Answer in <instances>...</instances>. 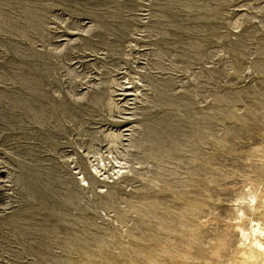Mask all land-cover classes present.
Returning a JSON list of instances; mask_svg holds the SVG:
<instances>
[{
    "label": "rangeland",
    "instance_id": "rangeland-1",
    "mask_svg": "<svg viewBox=\"0 0 264 264\" xmlns=\"http://www.w3.org/2000/svg\"><path fill=\"white\" fill-rule=\"evenodd\" d=\"M253 195L264 0H0V264H264Z\"/></svg>",
    "mask_w": 264,
    "mask_h": 264
},
{
    "label": "bare ground",
    "instance_id": "bare-ground-1",
    "mask_svg": "<svg viewBox=\"0 0 264 264\" xmlns=\"http://www.w3.org/2000/svg\"><path fill=\"white\" fill-rule=\"evenodd\" d=\"M250 199H251L249 201L250 206L248 205L249 208L250 207L258 208V206H260L261 208L264 209V199L262 200L257 199L256 196L254 195L251 196ZM263 214H264V210H263ZM245 215L246 214H244L243 216ZM250 223H252L253 225H250V227L249 226L246 227V229L239 228L241 229L239 238L242 242L241 245L244 246V251L242 253V256H243L242 259L243 261L247 263L264 261V224L261 221V219H251Z\"/></svg>",
    "mask_w": 264,
    "mask_h": 264
}]
</instances>
